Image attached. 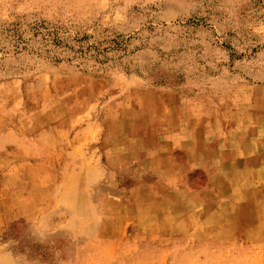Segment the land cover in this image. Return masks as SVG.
Wrapping results in <instances>:
<instances>
[{
	"label": "rangeland",
	"instance_id": "obj_1",
	"mask_svg": "<svg viewBox=\"0 0 264 264\" xmlns=\"http://www.w3.org/2000/svg\"><path fill=\"white\" fill-rule=\"evenodd\" d=\"M174 92L243 115L259 155L123 213L104 147L155 142ZM0 264H264V0H0Z\"/></svg>",
	"mask_w": 264,
	"mask_h": 264
},
{
	"label": "crops",
	"instance_id": "obj_2",
	"mask_svg": "<svg viewBox=\"0 0 264 264\" xmlns=\"http://www.w3.org/2000/svg\"><path fill=\"white\" fill-rule=\"evenodd\" d=\"M170 95L173 102L170 106L166 103L157 120L153 133L155 142L139 141V145L130 147V155L121 152L119 145L104 147L111 169L108 177L135 181L129 187H123L126 194H120L123 213L137 198L146 201L148 208L163 182L168 193L182 190L201 195V190L194 191L189 186L193 174L205 175L207 179L234 178L226 174H236L241 169L232 166L242 159L247 162L259 155L260 147L254 141L255 137L238 128L243 115H227L219 104L213 107L211 102L198 95L191 99L176 92ZM230 123L232 128L228 126ZM146 132L135 138L148 137L150 132ZM112 171L115 175L110 174ZM137 223L128 220L123 229ZM139 224V227L147 225Z\"/></svg>",
	"mask_w": 264,
	"mask_h": 264
},
{
	"label": "trees",
	"instance_id": "obj_3",
	"mask_svg": "<svg viewBox=\"0 0 264 264\" xmlns=\"http://www.w3.org/2000/svg\"><path fill=\"white\" fill-rule=\"evenodd\" d=\"M45 34L46 36H52V41L55 45L62 47L63 50L72 52L74 57L77 58L80 57L85 58L87 56V57H94L96 61H99L101 59L98 58H100V56L107 51V49H101L97 45H91L90 47L85 48L80 43H77V47H76L75 44L70 43L71 41L69 40V37H63L59 35V32L57 30L56 31L49 30ZM73 40L79 42V39L77 38H74ZM90 52L92 53L90 54Z\"/></svg>",
	"mask_w": 264,
	"mask_h": 264
}]
</instances>
